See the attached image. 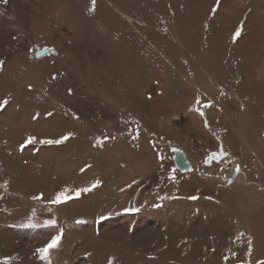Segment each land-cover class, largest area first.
Returning a JSON list of instances; mask_svg holds the SVG:
<instances>
[{"label": "rangeland", "instance_id": "rangeland-1", "mask_svg": "<svg viewBox=\"0 0 264 264\" xmlns=\"http://www.w3.org/2000/svg\"><path fill=\"white\" fill-rule=\"evenodd\" d=\"M262 262L264 0H0V264Z\"/></svg>", "mask_w": 264, "mask_h": 264}, {"label": "snow or ice", "instance_id": "snow-or-ice-1", "mask_svg": "<svg viewBox=\"0 0 264 264\" xmlns=\"http://www.w3.org/2000/svg\"><path fill=\"white\" fill-rule=\"evenodd\" d=\"M93 3H95V0H93ZM218 3H219V0H218ZM235 35L237 37H239L240 31H237L235 33ZM3 103L6 104L7 101L5 100ZM208 106L210 107V105H208ZM68 138H69L68 136H65V137H63L60 140H44V141H41V143H45V144H60V143H63ZM26 143L29 144V145L30 144H34V143H36V138L30 136V137H28ZM23 147H24V145H22V149H23ZM98 184H99V181H97L95 184H93L92 188L96 187ZM90 190H91V188H81V189H79V190H77L75 192V196L78 198L81 193L88 192ZM68 191H69L68 189H65L64 191H61L60 193H58L56 195L55 199L52 201V203L60 204V203L67 202L68 200L72 199L73 198L72 196L67 195ZM193 198H195V197H193ZM60 240H61V237L57 236L54 239H52L51 242L48 243L45 247L38 249V252L41 254V258L42 259H47L48 256H49L50 250L56 248L59 245ZM262 264H264V262H262Z\"/></svg>", "mask_w": 264, "mask_h": 264}, {"label": "water", "instance_id": "water-1", "mask_svg": "<svg viewBox=\"0 0 264 264\" xmlns=\"http://www.w3.org/2000/svg\"><path fill=\"white\" fill-rule=\"evenodd\" d=\"M35 58L37 60H40L44 57L54 55L56 54V50L53 47L50 46H45V47H40L37 46L35 48ZM173 154V161L175 164L176 169L180 173H188L193 170V166L190 163L186 153L179 149V148H172L170 151ZM221 157L217 154H211L208 158H206V165H210L212 162H220Z\"/></svg>", "mask_w": 264, "mask_h": 264}, {"label": "flooded vegetation", "instance_id": "flooded-vegetation-1", "mask_svg": "<svg viewBox=\"0 0 264 264\" xmlns=\"http://www.w3.org/2000/svg\"><path fill=\"white\" fill-rule=\"evenodd\" d=\"M211 154H217V155H219L218 153H215V152H213V153H210V156H211ZM220 156V155H219ZM221 157V156H220ZM208 158V157H207Z\"/></svg>", "mask_w": 264, "mask_h": 264}]
</instances>
